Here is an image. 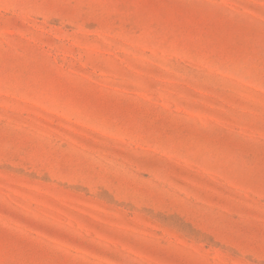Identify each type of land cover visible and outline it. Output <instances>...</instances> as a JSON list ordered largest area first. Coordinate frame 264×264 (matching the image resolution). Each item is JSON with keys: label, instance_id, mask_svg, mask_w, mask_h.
Instances as JSON below:
<instances>
[{"label": "rangeland", "instance_id": "1", "mask_svg": "<svg viewBox=\"0 0 264 264\" xmlns=\"http://www.w3.org/2000/svg\"><path fill=\"white\" fill-rule=\"evenodd\" d=\"M0 264H264V0H0Z\"/></svg>", "mask_w": 264, "mask_h": 264}]
</instances>
